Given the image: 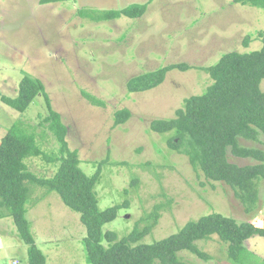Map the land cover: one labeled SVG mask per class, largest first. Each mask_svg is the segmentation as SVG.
Masks as SVG:
<instances>
[{
  "label": "rangeland",
  "instance_id": "obj_1",
  "mask_svg": "<svg viewBox=\"0 0 264 264\" xmlns=\"http://www.w3.org/2000/svg\"><path fill=\"white\" fill-rule=\"evenodd\" d=\"M131 3H147L138 19L91 17ZM261 31L263 9L232 0H0V141L21 120L37 134L46 154L61 155L60 143L43 121L48 111L42 95L24 112L3 100L16 95L23 76L39 78L67 127L66 141L78 151L82 170L91 175L100 166L94 189L98 207L127 201L103 231L124 237L134 226L142 228V219L155 208L158 221L140 242L163 239L212 212L264 226V180L258 183L256 207L246 212L229 185L206 179L184 154L168 147L170 133L150 129L152 120L174 117L185 98L201 94L212 83L204 68L222 54L259 50ZM170 64L186 68L169 70L152 89L127 90L130 78ZM260 88L264 92V78ZM83 92L102 104L94 105ZM124 108L130 116L115 126L114 113ZM239 143L264 150L263 135L259 140L239 138ZM227 158L237 165L256 162L235 156L230 149ZM26 162L42 177H51L58 166V161L49 163L42 157ZM30 188L26 219L47 263L89 264L79 213L68 208L58 193ZM196 243L207 259L186 250L178 257L188 264H234L227 243L217 235ZM244 246L252 255L247 264H264V237L255 235ZM27 247L13 218L0 217V264H27Z\"/></svg>",
  "mask_w": 264,
  "mask_h": 264
},
{
  "label": "trees",
  "instance_id": "obj_2",
  "mask_svg": "<svg viewBox=\"0 0 264 264\" xmlns=\"http://www.w3.org/2000/svg\"><path fill=\"white\" fill-rule=\"evenodd\" d=\"M63 0H40L41 3ZM234 3L260 7L264 0H232ZM147 3H131L120 9H107L91 16L94 20H112L121 16L139 18ZM90 12H83L81 14ZM262 47L246 53L226 52L218 61L204 70L212 83L201 93L184 100V106L168 119H154L150 129L156 133H170L167 145L184 154L195 171H201L211 181H223L231 187L246 212L256 207L258 183L264 180V150L242 146L239 138L259 140L264 136V92L260 88L264 78V31L259 33ZM174 68L184 70L179 64H170L130 78L129 92H141L161 84L166 73ZM42 95L48 114L43 118L60 143L61 155L46 154L38 143L37 134L16 120L0 141V217L13 218L21 240L28 246L27 264H48L46 256L35 244L26 219L31 185L56 192L62 202L79 213L85 227L84 244L89 264H188L178 257L186 250L198 257L208 256L196 241L212 235L227 243V255L234 264H247L252 256L244 242L255 236L264 237V226L251 221L237 222L234 218L217 212L208 213L197 220L188 221L178 232L152 243L140 242L158 221L157 208L142 219L145 225H137L124 237L118 238L113 230L103 231L106 223L117 217L122 204L98 207L95 186L100 180V166L91 175L80 167L76 149H70L66 141L67 127L61 115L52 108L45 86L39 78L23 76L14 97H3L4 102L19 112H24L33 100ZM83 95L94 105L102 104L86 92ZM130 116L127 108L114 113V125L124 123ZM43 122V123H44ZM238 157H250L254 164L237 165L230 162L227 152ZM42 157L49 163L58 161L51 177L38 176L30 170L26 160ZM136 182L133 180L132 184ZM46 193V192H45Z\"/></svg>",
  "mask_w": 264,
  "mask_h": 264
}]
</instances>
